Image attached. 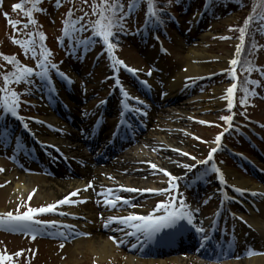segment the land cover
<instances>
[{
    "label": "rangeland",
    "instance_id": "rangeland-1",
    "mask_svg": "<svg viewBox=\"0 0 264 264\" xmlns=\"http://www.w3.org/2000/svg\"><path fill=\"white\" fill-rule=\"evenodd\" d=\"M19 0H0V48L5 54L9 55H16L19 54V51L23 52V49L20 45L15 44L12 42V36L16 35L18 38L23 36L22 32H13V28L6 23V18L3 15L4 12L9 13L10 19H20L24 20L26 17H23V14L20 11H13L12 6L15 3H18ZM196 0L191 1L190 3H187L185 5L188 6V9L185 10L182 8V5H179L178 7L174 8V10H178L176 12V16L178 17L177 23H172L169 21L168 23V29L164 30V34H166L165 37V43L171 54L162 55L159 50V42L154 37V28L150 29V34L145 39H141L139 35L141 33L138 31L139 27L135 26L134 16L131 15L127 21H129L131 24L130 29L128 30L126 34H124V38L121 42L122 47L118 50V55L125 63L132 66V68L137 69L138 71L134 74L136 76H139L141 80H143L147 75H149V70H151V75L153 71L158 66V71H162L163 74L167 76V78H170L173 76L180 68L186 67L184 65L185 60V54L189 50H195V51H206L208 54L212 56H219V55H225V56H232L236 53V46L239 44L237 37L235 36L236 28L235 26L239 25L242 26L244 24L245 18L248 17L253 12V9H256V5H258L257 0H225V3L222 2H215L213 4H209L210 10L209 14H206L205 19L199 24L195 23V15L197 10L200 8V5L202 4V0ZM92 0H88V4H82L81 0H62V3L59 7L55 5V0H51L48 3L43 4V7L40 6V8L45 9L43 12H38L39 20L37 22V25L32 27L39 29V31L46 32V36L51 39L52 41L56 42V37L59 36L60 28L63 24V20L68 12V9L70 7H73L75 9L74 16H79L83 12H90V4ZM171 2H174V4L177 6L179 4L178 1L171 0ZM257 2V4H255ZM247 3V4H246ZM245 5H252V8L250 6ZM244 6V7H242ZM82 10V11H81ZM221 13H225L224 15ZM212 14V15H210ZM137 18V16H136ZM85 19H95V17H85ZM139 25V23H137ZM231 26V28H230ZM17 27H20L17 25ZM258 28L254 27L252 32L249 34L247 39V46L249 48L252 47L253 43H256V39H258V43L261 45L258 47V49L255 51V53L252 55V51H249L248 48H246L239 58L241 63L244 61H249L252 63L255 61L261 68H264V52L262 49L264 48V34H260V31H257ZM24 31H30V29H25ZM132 32V33H131ZM159 32V31H158ZM221 37H228V39H221ZM26 38V37H24ZM104 49L102 44L98 43L92 46L88 51H83L82 49H77L75 51V55H69L66 54V51L57 50L58 53H60V58L58 59L60 69L67 73V75L72 79L73 83L71 84H65L62 83L60 78H54L52 77V80L55 84V88L57 90V94L54 95L52 98H49L48 94L39 88L40 82L35 84V86H32V93L31 95L25 93L28 95V101L31 106H23L24 112L27 113L25 115V119L27 120V125L29 126L30 130L36 131L37 128H44L45 135H42L43 137L48 136H54L58 138L60 135L62 136L63 133H56L52 125L49 123L48 127H45L42 122V117L51 118L53 117V109L49 107V102L51 100L55 101L58 98H63V104L60 105V110L63 112L69 113L71 110H73L74 106L81 105V107L84 109L85 113H91L97 105V101L102 97L103 92L102 89L105 87L103 86V80L100 79L102 73L100 72V68H96V70H93L92 65L97 64L99 60L105 55H100L97 62H92V59L98 54H101V50ZM80 51V52H78ZM234 52V53H233ZM233 53V54H232ZM232 54V55H231ZM20 56V55H19ZM26 59H30V61H34V58L31 56V54H25ZM192 61H195L193 59ZM215 62V57H209L208 59L204 60V63L206 64H212ZM105 64L104 61L100 64L98 62L97 66ZM0 65L3 67H0V74L9 71L12 68V65L8 62L4 61L2 57H0ZM150 65H155L154 67H151ZM233 67L230 62L227 63V65L222 68L221 70H216L211 74L203 75L204 77L208 76V78L200 81L197 85L193 86L192 89V95L187 94L188 89L184 87V91L182 92V99L181 102H190V107L184 109L185 112L179 111V107L173 105V106H166L164 111L162 113H157L153 116L152 124L153 126H159L158 131L150 129L147 134L152 138H159V135L163 136V139L157 140L155 145L152 147L146 142V139L144 142L140 141L136 146H134L132 149L130 148L126 153H124L125 156H138L140 158H143L141 156V150L138 148L140 145L142 149H147L148 154L152 159L153 162L157 167L166 169L167 172L171 173L173 176L185 172L187 168H180L178 171L173 172L172 170L166 168L161 158L162 157H179V164L181 162L191 165L196 162L198 158H202L204 156H208L209 151L213 148L215 143V137L218 133H221V126H219V123L224 121L220 119V117L224 116V114L227 112V102H223L219 107L212 108H205L201 110L199 108V103L197 101V98H199L201 95H203L206 92H210L212 88H215L220 85H224L225 88L230 84V81L227 79L214 77L212 79H209L210 75H214L216 73L224 72L225 70ZM240 69V65H239ZM143 70H146L147 74L145 75ZM54 72V71H52ZM51 72V73H52ZM224 74V73H223ZM245 72H242L240 70V77L241 82L244 80ZM2 75H0L1 77ZM160 77L162 79H160ZM193 78L189 80V84L192 85ZM145 81H148V78H145ZM144 82V80H143ZM154 82L157 87V92H161V87L165 86L163 76L156 77L154 75ZM129 89H135L133 85H130L127 83L125 85ZM26 87V85L21 84L20 89L23 90ZM29 87V86H27ZM253 89V87H251ZM256 91V90H255ZM164 92V90H163ZM257 93L259 95L257 96H250L249 98V105H248V111L260 119L264 121V81L260 83V85L257 88ZM241 91H239V95L241 96ZM141 96V94L139 95ZM161 99V97H159ZM200 99H203L200 97ZM210 99V98H209ZM144 100V98H142ZM234 101L236 99L234 98ZM193 112V113H192ZM80 113L83 114V110H80ZM180 113H183V121L180 118ZM3 116L6 117V121H4ZM0 116V128L6 129L7 127H14V130L11 131V129L8 131L9 134V142L6 144H0V160L2 163H0V168L3 169V171H0V212H7V211H13L16 212L17 208L19 207V211H23L26 209L27 206L31 207H40L47 204H50L52 202L49 201H43L39 198H36V193L30 191L24 194V196L20 200H11L13 201L14 205L10 206V198H8L7 195H5L4 191L6 190V187L9 185L8 180L6 179V172L8 171L6 167H8L9 170H12L13 168H16L19 170V172H26V169L19 165L16 161H19L22 159L21 155H18L17 153H20L21 147H19V143L13 139V135L15 133H18V129L14 122H10L11 114H6ZM16 119V117H15ZM58 119V118H56ZM22 120V119H20ZM201 121H208L211 122V125L200 123ZM58 121H62L58 119ZM5 123H9L4 125ZM63 123V121H62ZM66 123V122H64ZM67 124V123H66ZM151 125V123H150ZM165 128V129H164ZM264 129V127H263ZM169 131V132H167ZM176 132L177 134H181L185 140L183 142H179L175 139H178L173 133ZM146 134V135H147ZM18 137H20V133L17 134ZM65 139H62L66 141L67 143H64V145H70L69 147H63L61 143V147L63 148L62 151L71 153L74 156V150L72 149L73 146H76L78 144V141L71 140L70 137H66L63 135ZM196 137H200L201 139H196ZM71 141H69V139ZM204 139V141L202 140ZM60 140V138H59ZM143 140V139H142ZM15 142L13 145H11V142ZM264 142V141H263ZM11 145V146H10ZM158 146V147H157ZM264 148V147H263ZM165 149L169 150H175L179 149L181 152L189 153V156H182L180 153H175L172 151L170 154H167ZM73 150V151H72ZM84 150V148L82 149ZM81 150V151H82ZM88 151L84 150V156L85 159L88 160ZM179 152V151H178ZM191 157H195V160H193ZM224 157V156H223ZM221 157V158H223ZM23 160V159H22ZM226 161V159H224ZM24 161V160H23ZM134 161V160H132ZM140 162H142L140 164ZM264 162V160H262ZM24 163H27L24 161ZM145 162L139 161L138 164L133 165L136 168H143ZM164 163L167 165V163L164 160ZM227 169H234L233 165L226 161ZM21 166V167H20ZM100 168H103L104 166H99ZM122 171L119 173H127L126 167H122ZM183 171V172H182ZM26 174V173H25ZM244 176L250 178L253 176H248L245 173H243ZM153 177L155 180L162 179L163 182L161 184H157V188H167L169 186L168 181L169 177L165 175L164 173L157 172ZM98 180L102 181L100 177H103V175H98ZM142 178H145L144 176ZM115 179V180H114ZM110 178L107 177L106 180L109 182H118L117 178ZM147 179V178H145ZM151 179V178H150ZM251 179V178H250ZM259 181L252 180L254 184H261L264 185V178L261 176H258ZM79 181H82L84 183L86 181V178H79L77 179ZM86 183V182H85ZM86 186V185H85ZM84 186V188H85ZM104 186V185H103ZM71 187H69L70 189ZM97 186H95L94 189H96ZM68 189V190H69ZM66 192V191H65ZM64 192V193H65ZM84 192L89 195L92 193L91 190L87 189L84 190ZM31 193V199H29V194ZM64 193L58 195V197H61ZM139 193V192H137ZM152 196L149 198L150 200L147 201V203L151 201H156L159 198V195H156L155 193H151ZM85 197V196H84ZM83 197V198H84ZM199 197H202V193L199 195ZM209 196L205 197L203 199V203L205 202V205H207V200H209ZM202 201L199 203L201 204ZM202 203V205H203ZM154 202L151 204L153 205ZM138 204L133 205L134 207L131 210H135ZM9 207L8 209H6ZM264 207V197L261 200L260 208ZM57 210H60L59 207ZM98 210V209H97ZM78 213L79 211H73ZM103 213L106 211H102ZM52 213V212H50ZM103 213H97L95 215V211H89L85 212V216L87 217L85 220H83L84 227L89 228L91 226L95 227L97 225H104V220L100 218ZM79 214V213H78ZM246 214V213H244ZM80 215V214H79ZM251 215V214H246ZM259 215V213L257 214ZM250 220V218H249ZM261 222L264 223V217L261 216ZM115 226L109 227L108 230L114 234V236L118 237V232L114 231ZM90 232V231H89ZM5 236V235H4ZM11 237V238H9ZM3 237V240L5 243L3 244L5 247H8L12 250V252H17L19 250H23L19 257H17L18 261H15L14 264H123L125 254L127 253L126 250H116L115 254L119 257H115V255L111 256L109 259L106 260H100L97 258L93 252H91L89 249L84 252H75L72 256L74 258L70 259V251L71 248H74V243L70 244H63L64 247L61 248V243L52 242V241H27L26 239H22L21 236L18 237ZM92 238V237H91ZM90 237L86 238V242L91 239ZM107 235L102 238V240H106ZM84 242V241H83ZM0 243H2L0 239ZM71 247V248H70ZM8 249V250H9ZM74 259H77L74 263ZM118 259V260H117ZM81 261V262H80Z\"/></svg>",
    "mask_w": 264,
    "mask_h": 264
},
{
    "label": "snow or ice",
    "instance_id": "snow-or-ice-1",
    "mask_svg": "<svg viewBox=\"0 0 264 264\" xmlns=\"http://www.w3.org/2000/svg\"><path fill=\"white\" fill-rule=\"evenodd\" d=\"M146 2L147 8L145 12V21L147 23H162V16L166 15L164 9L156 7V4L159 0H128V11H124V5L121 3V0H92L90 4V12H83L79 16H74L75 9L70 7L68 12L63 20V35L58 37L57 40L63 46L64 37H67L72 42V47L66 50V54L75 55L74 49H82L83 51H88L96 43L101 42L104 46V51L108 54L111 64L110 67L118 72L121 67L125 70L135 74L138 70L135 68L129 67L123 60L118 59L115 55L114 49L117 47L118 33L124 31V22L126 18L138 8L142 3ZM168 3L171 0H167ZM41 3V0H19L18 3H15L12 8L13 11H20L27 21L20 19H10L9 13L4 12L3 15L6 18V23L13 28V32H22L23 36L18 38L16 35L12 36V42L18 44L22 47L24 53L31 54L33 58L36 59L37 69H34L31 66L22 64L16 55L5 54L0 52V57L4 61L8 62L13 66L11 71L4 72L0 75L3 77V87H0V116L11 114L12 116H18V109L22 103H29L22 100V96L27 93L29 95L33 94L32 89L27 87L28 85L35 86V79L40 80L39 88L45 91L49 98H52L57 94L55 84L52 80L51 72L54 71L55 75L60 78L62 83L71 84L73 83L72 79L64 72H62L56 63H53L50 59L52 53L48 49L44 40L46 38L43 31H38L34 28L32 31H24L29 28V25L36 26L37 20L33 17L34 12H43L45 9L39 8L38 5ZM62 3V0H55V5L59 7ZM82 4H88V0H81ZM85 17H95V19H85ZM253 21H264V14L253 13L245 18L244 24L239 26L238 30L240 33L239 40L241 44L236 46V53L234 58L230 61V64L233 66L230 68L229 74L232 76L233 80H237L236 66L240 65V70L245 73H251L254 69L257 68L254 64L249 61H244L241 63L239 60V54L243 50V42L245 40V35L248 33L249 25ZM19 25L20 27H17ZM231 28V26H230ZM257 31L264 32V23H261ZM90 32L91 34L87 37H81L80 33ZM26 37V38H24ZM38 37V40L36 39ZM221 39H228V37H221ZM113 40H116V43H113ZM257 47L253 43L249 51L254 50ZM39 49V55L37 52ZM0 67H3L0 65ZM149 75L151 70H149ZM261 76H264V70H261ZM23 82L26 87L22 92H18L14 89H10V84H19ZM143 83H147L146 81ZM260 80H252L247 77H244V80L240 85L237 83H232L225 91L226 96L223 98L228 101L227 108L231 110L234 107V98L235 92L239 90L243 95L239 98V103L245 105L249 103L250 96H257L259 93L255 89H249L248 84L260 85ZM116 85L120 87L122 96H123V105L126 109L130 111H140L139 108H131L128 105V101H136L137 103L143 105L144 101L139 100L138 97L132 96L127 90L123 88L118 77H116ZM101 103H104L102 101ZM24 119V117H19ZM220 119L228 123V128H225L224 131L227 132L232 128L233 115L222 116ZM200 123H211L207 121H200ZM27 128V124L24 125ZM83 131V130H82ZM224 135L223 132L218 133L215 137V143L217 147L212 148L209 151L208 157L205 160L197 161L196 164L183 165L185 168L194 169L199 165H207L210 161L213 160V153L218 151L221 144V137ZM196 139H201L196 137ZM9 142V134L7 129L0 128V144H6ZM175 151H180L175 149ZM182 155L188 156L189 153L181 152ZM195 160V157H191ZM153 169H157V165L151 164ZM207 171V169H205ZM211 170L219 172L220 170L216 167L215 163H212ZM0 171H3L0 168ZM159 172L164 173L169 177V187L161 189H134L126 188L127 192H151L156 194H167L170 199L159 201L156 203L152 212H149L147 215H142L138 213H130L126 216H111L104 221V228H109L110 225L115 222L118 226L114 229L116 232H121L125 237L131 236L135 238L136 243L131 244V247L135 248L141 242H148L154 240L159 234L164 233L165 235L170 234L168 230L172 232L180 231L186 226H193V221L195 219L194 213L198 209H191L185 202L183 195L179 194L178 196L173 195V190L178 189V184L176 181L182 179L183 177L173 176L171 173L167 172L166 169L159 168ZM220 179L223 181V174L220 175ZM92 187V182L89 181L88 185L85 186L84 190ZM123 188L124 186H120ZM238 192H243V189H235ZM36 190L33 189L34 193ZM80 189H76L73 192L69 193L67 196H64L62 199L55 201L40 207H31L27 206L24 211H19V207L16 212L7 211L0 213V228L7 229L9 231L20 232L23 234H32L33 238L35 234L40 231L41 226L57 224L56 221H42L36 219V214L38 213H50L57 211V205L60 204H75L78 202L69 197L76 196ZM97 195L103 198V203L110 207L116 208L120 206H128L131 203L130 197H124L115 193L114 189L111 188H102V190L97 193ZM257 195V193H253ZM29 199H31V193L29 194ZM100 203V201H97ZM178 205V206H177ZM160 214H156V213ZM62 215L64 213H61ZM71 229L73 226H66ZM198 232L203 233V228L196 229ZM79 235H89L88 233H78ZM61 235L63 232L61 231ZM109 239L113 240L114 243L120 244H129L130 242L127 239H119L116 236H110ZM207 239V237H205ZM61 248L64 247L63 244L60 245ZM23 250H19L13 254H9L7 251H0V264H14V257H19ZM254 254V250H246V255Z\"/></svg>",
    "mask_w": 264,
    "mask_h": 264
},
{
    "label": "bare ground",
    "instance_id": "bare-ground-1",
    "mask_svg": "<svg viewBox=\"0 0 264 264\" xmlns=\"http://www.w3.org/2000/svg\"><path fill=\"white\" fill-rule=\"evenodd\" d=\"M234 55L235 54L229 57L225 55L212 56L204 50L203 51L189 50L185 54L184 65L186 67L180 68L170 78H166V77L164 78L166 84V90L163 94L164 101L163 102L160 100L155 101L154 106L150 108L151 115L153 116V114L156 115L157 113H162L167 105L169 106L175 105L179 107V111L185 112L184 109L190 107V102H181L180 99H182V92L184 91L185 86L189 89L188 92H191L193 89L191 85L189 86L186 85L187 80L192 77L200 78L203 75L211 74L216 70H221L227 65V63H229L234 58ZM209 57H213V58L215 57V62H213L212 64L204 63V60L208 59ZM193 59H195V61H192ZM229 86L230 84L225 88L224 85H220L215 88H212L209 93L206 92L203 95H201L200 97H202L203 99H200V97L197 98V101L199 103V108L201 110L205 108L214 109L216 106L219 107L223 102H227V100L224 99L223 97L226 96L225 90ZM187 93L184 97L187 96ZM182 115L183 113H180V118L183 121L184 119L182 118L183 117ZM84 117L85 116H82L80 114V107L74 106L73 110L70 113L63 116L62 118L68 121L71 125H76V127H78V132L74 130H70V131H66L65 134L66 137L68 136L71 138V140H73L72 142L78 141V144L72 147V149L78 151V153L77 152L74 153L79 154L78 158H79V162H81L80 164L83 167H86V165L84 164L85 162H83V160L81 161V157L84 156L83 154L84 151L82 150L83 146L88 147L90 151L93 150V147L91 146L89 147L85 134L82 133L80 130V123L83 122ZM88 126L93 127V123L89 121ZM149 129H153V130L155 129L158 131L159 126L156 125L153 126L152 124V126L149 127ZM44 132L45 130L41 131L42 135H45ZM146 134H147L146 131H142V132L141 130L137 131L135 134L132 135V137L135 138L129 142V146L127 145L126 147H124L123 145H120L119 147H116L112 152H110L109 157H107L106 159L105 156L100 158V160L101 159L103 160L99 164H95L96 161H91V165L90 166L88 165L89 167L87 169L76 167L73 161L68 159L66 156L61 154L58 150H56V148L52 146H46L42 149L51 150L52 152L55 153L50 155L52 158L51 165L53 168L47 167L46 165L43 164H38L42 168L49 170L47 171V173H32L31 175H27L25 173L19 172V170L16 168L9 170L8 167H6V169L8 170L6 172L7 173L6 179L8 180L9 185L6 187L4 193L5 195L8 196V198H10V203H9L10 206L12 207L14 205L13 204L14 202L11 200L18 201L24 196V194L26 195V193L32 191L33 189L36 190L35 191L36 198L53 203L57 200L62 199L70 191L78 187H84L85 185H88L89 181L92 182V187L88 188L89 190H92L95 185H99V184L102 186L106 185V187L114 186V189L120 187V185L122 184L127 186L139 187L143 189L148 188L150 186L157 187V184H161L163 180L153 179V177H155L154 175L157 172H159L158 171L159 167H157V169H153L151 167V164H155V163L153 162L154 160L152 159V157H150V155L148 154L147 149H142L140 145L138 146V148H140L141 150L140 155L143 156V158H140L138 156H133V154L132 156H125L123 154L125 152V148L128 147L132 149L140 141L144 142L145 139L147 143H150L148 145L152 147L155 145L157 140L163 139L162 135H159V138L156 139ZM173 134L178 138V139L174 138V140H177L179 142H183L185 140V138H183L181 134H177L176 132H174ZM105 137L106 135L101 136V138H105ZM45 138L48 139L49 142L58 143V144L63 143L62 146L64 145V143H67L66 141L62 140L65 138H60L59 140V138H56L53 135L50 136L49 134ZM71 140L69 139V141ZM65 146L69 147V144L64 145V147ZM164 151H166L167 154H170V152L172 153V151H174L173 155H176L175 153H180V151L178 152L169 149H165ZM166 156L161 158L162 163L166 168L172 170L173 172L178 171L180 168L182 169L185 168L183 166L184 165L183 162H181L180 164L177 162L179 161L178 156H174V157H166ZM60 157L70 161L71 167L65 168V163ZM164 160L167 163V165L164 163ZM139 161L145 162L143 164L144 168H136L135 166H133L138 164ZM0 163H2L1 160ZM141 163L142 162H140V164ZM99 166H104V167L100 168ZM122 167L124 168L126 167L127 173L126 172L123 174L119 173L120 171L123 170ZM98 175L104 176V178L100 177L101 179H103L102 181L98 180L99 178ZM225 175L228 177L229 181L233 185L238 186L244 190L242 193L240 192L241 193L240 198L244 202L248 204L249 203L255 204L256 200L258 202L259 199L256 198V196L253 195V193H255V190L264 191L262 186L252 183V180L250 178L244 176L243 174L239 173L234 169L225 171ZM143 176L147 179L142 178ZM79 177L86 178L85 181L86 183L85 182L82 183V181L77 180V178ZM107 177L113 179L117 178L118 182H109L108 180H106ZM69 187L71 188L69 189ZM121 191H125V190L119 189V191H116L115 193ZM62 193L64 194L61 197H58V195ZM147 195H148L147 191L143 192V194L140 196V198H138L137 201H141V200L147 201L150 198L147 197ZM85 198H88V200L83 199L82 205L77 206L78 211H80L81 214H85V212H89L92 210L95 211V215L98 212L103 213L102 211L109 212L111 210H112L111 212L116 216H126L130 213H133L130 210L124 211L123 209L110 208L106 205H104V207L97 208L93 204V202L91 201L92 199L89 196H86ZM60 205H65V207L68 206V204H60ZM8 208L9 207H7L6 209ZM136 211H141V209H137ZM148 211L149 209H147L146 213H148ZM111 212H109L108 214L109 217L112 214ZM103 215H105V213H103ZM261 216L262 218L264 217V207L261 208L259 215L253 213L249 217L252 226L255 229H257V233L255 230L252 231L251 233L249 229L246 230L250 233V235L248 236V240L245 239L248 244V249L254 250V253L257 251L264 250V233H263L264 223L261 222ZM114 224L116 223L113 222L111 226H113ZM81 228H84V226ZM88 234L89 235H87L86 237L76 240V242L74 243V248L70 247L71 248L70 259L74 258L72 255L75 254V252L81 253L87 251V249L93 252V254H95L97 258H99L100 260L109 259L113 255H115V257H119L118 255L115 254V251L118 250L116 248V246L118 245L114 243L113 240L111 239L102 240L104 236L109 234L108 228L107 229L104 228L103 225H97L95 227L91 226L90 233ZM88 237L90 238L92 237V238L86 242L85 240ZM127 237H131V236H127ZM119 246H122L120 247L121 250L126 249L128 251V253L125 254L123 264H208V263H204L196 255L178 254V249L175 247L172 248L165 247L162 252H167L170 254L166 255V257H160L159 256L160 251H158L157 249L153 251L150 248H141V247L130 248V247H126L125 245L123 246L122 244ZM239 252H241V254L246 253V249L244 248V245H242V249L239 250ZM76 260L77 259L73 260L74 263L76 262ZM63 264H68V263H63ZM75 264H79V263H75ZM224 264H264V255H254L253 257L250 258L246 257L237 260L229 259V261Z\"/></svg>",
    "mask_w": 264,
    "mask_h": 264
},
{
    "label": "trees",
    "instance_id": "trees-1",
    "mask_svg": "<svg viewBox=\"0 0 264 264\" xmlns=\"http://www.w3.org/2000/svg\"><path fill=\"white\" fill-rule=\"evenodd\" d=\"M43 1V0H41ZM121 3L124 5V2L121 1ZM247 4V3H246ZM39 6V5H38ZM246 7L249 6V5H245ZM244 7V6H243ZM126 8V6H125ZM255 13H259V14H264V0H260L259 1V6L256 10ZM36 19V18H35ZM262 21H253L252 25L250 26V29H249V32H248V35L252 32L253 28L256 27V28H259L260 24H261ZM46 47L49 48V47H52L51 46V43L49 41L46 42ZM0 52H1V49H0ZM13 68V67H12ZM12 70V69H11Z\"/></svg>",
    "mask_w": 264,
    "mask_h": 264
}]
</instances>
